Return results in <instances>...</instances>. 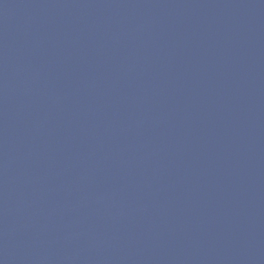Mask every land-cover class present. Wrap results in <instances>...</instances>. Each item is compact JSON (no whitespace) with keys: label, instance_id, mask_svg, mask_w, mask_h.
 <instances>
[{"label":"water","instance_id":"water-1","mask_svg":"<svg viewBox=\"0 0 264 264\" xmlns=\"http://www.w3.org/2000/svg\"><path fill=\"white\" fill-rule=\"evenodd\" d=\"M0 264H264V0H0Z\"/></svg>","mask_w":264,"mask_h":264}]
</instances>
